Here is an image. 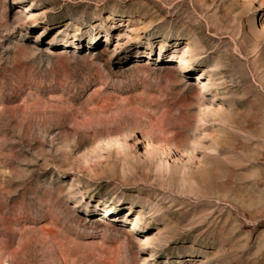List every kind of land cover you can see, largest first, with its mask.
Here are the masks:
<instances>
[{"label":"rangeland","instance_id":"rangeland-1","mask_svg":"<svg viewBox=\"0 0 264 264\" xmlns=\"http://www.w3.org/2000/svg\"><path fill=\"white\" fill-rule=\"evenodd\" d=\"M0 264H264V0H0Z\"/></svg>","mask_w":264,"mask_h":264},{"label":"bare ground","instance_id":"bare-ground-1","mask_svg":"<svg viewBox=\"0 0 264 264\" xmlns=\"http://www.w3.org/2000/svg\"><path fill=\"white\" fill-rule=\"evenodd\" d=\"M213 252H214V251H213ZM214 256H215V257L219 256L218 251H215Z\"/></svg>","mask_w":264,"mask_h":264}]
</instances>
